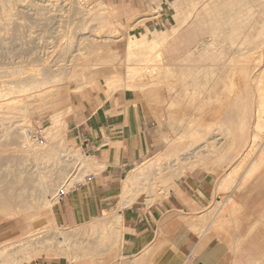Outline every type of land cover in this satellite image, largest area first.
<instances>
[{"label": "rangeland", "instance_id": "rangeland-1", "mask_svg": "<svg viewBox=\"0 0 264 264\" xmlns=\"http://www.w3.org/2000/svg\"><path fill=\"white\" fill-rule=\"evenodd\" d=\"M96 1L97 0H24L15 3L12 8H0V102L1 104L10 103V105H16L18 103L17 101L9 102V99L15 96L21 97L24 102H27V105L34 108V111L31 110L34 130L40 128L42 131L48 120L58 119L60 117L58 113L68 106L75 108L76 105L82 102L90 101L93 96L97 97L102 94V91L97 87H92L97 84L101 86V83L95 78H93V81L90 80L93 85L79 91L74 90V82L68 83L63 81L62 78L65 68H69L72 66L71 64L75 63L71 62L68 63L70 66H66L67 62L65 61L66 65L63 63V57L68 59V61L75 59L74 61L76 62H83V60L86 59L87 63L90 65L95 63L97 59H102L106 55L112 53V55H114L112 66L121 67L120 62L125 57V44L130 37L139 36V34L144 33L147 39L152 40L154 36L149 34V31L155 28H158L160 31H167L176 24L175 21L170 20L169 16L173 9L179 7L177 6L179 0H99L103 5L111 7L110 22L115 25L118 35L120 36L117 39L103 38L102 42L97 37L92 36L95 35V33L91 34L99 26V21L95 18L93 20L87 15L88 8ZM192 1L197 3V5L194 4L195 9L193 8L194 6H190V11L186 13V16H183L184 19L189 20H186L185 24L183 23L181 25L177 33L169 37L170 39L165 42L163 47L161 46L162 48H157L156 53L160 55L162 59L161 64L163 66L154 67L153 72L146 73L140 77V79L134 80L137 84L131 81L132 84L143 86L142 90H135L134 93L131 94L130 101L127 102L130 106L138 105L140 111L148 121L149 146L148 153L143 159L149 157L157 150L164 148L167 142L165 133L168 130V126L173 125L177 119L182 118L184 115H190L188 126L189 128L195 129L196 132L204 125H211L210 130H212L214 124L216 125V123L222 121V125H224L218 128L219 131H217L218 129L216 130L217 132L214 131L216 134H224L229 130L237 131L236 129L239 127L238 121L243 112L246 114V119L250 116V119H248L250 122L255 119L254 112L256 111L257 105L255 84L257 80L259 81V77L261 78L260 70H262V66L264 65V43H261L262 46L259 49L255 48L256 42H252L249 38L244 36L243 30L239 27L238 20L233 17H235L234 11H237V9H241L246 13L251 9V12L245 14L242 21L245 22L247 19L252 20L256 18L259 27L264 29V24L262 22L264 18V0ZM207 2L209 3L207 4ZM228 8H230V10ZM125 10L136 13V18L134 17L127 20V16L123 14ZM226 12L231 14H227ZM232 18L233 22L231 23ZM229 19L231 21H229ZM89 28L92 30L95 29L91 31ZM218 29L220 31L217 38L223 41L224 50L221 52L220 58L207 60L200 65L198 62L200 51L204 43H206L213 35L214 31H218ZM194 31L198 32V38H192V33ZM245 31L248 32L250 29L247 30L246 27ZM92 38V41L95 43L97 40H99V42L101 41V43L97 41V44H101L100 46L97 45V47L102 46L104 47L102 48L103 50L106 49L104 51L101 49L99 52L91 51L92 49L90 50L89 46ZM118 39L120 40L115 41ZM104 40H109L107 42L105 41L109 45L108 49V45ZM67 46H71L72 48L69 47L67 54H64ZM87 50L89 51L86 54ZM79 56L81 57L80 59ZM94 56L97 57V59ZM118 59L119 62L117 61ZM259 59L260 61L263 60L260 62ZM55 60L58 62L60 60V62H57L58 64H56V67H53V72L51 73L56 76L55 79L57 82L48 83L46 86L41 87V90L40 88L38 90H32L31 92H26L24 95L7 94L8 91L6 89L14 87L13 85L16 84L15 81L17 82L19 79L26 80V78L29 79L31 77H35L40 81L47 77V79H50L51 76H48L49 73H43L46 77L42 74L43 67L41 68V65H44V63H47L45 65H53V63L56 62ZM115 62L117 65H115ZM112 66H107L109 71L112 69ZM257 67L259 68L257 69ZM168 69L173 71L168 73ZM15 70L18 71L19 74H14ZM61 70L63 71L61 72ZM259 73L260 75L258 77ZM32 75L36 76L33 77ZM254 78H257L256 82H253ZM137 80L139 81L137 82ZM247 80L252 81H250L252 84L250 83V91L248 92L250 95H247L243 90V85ZM253 84L255 86H253ZM39 90L41 93L38 92ZM113 96L118 100L125 99L121 91L116 92ZM70 112L71 107L67 114ZM71 120L72 115L67 118L69 124ZM225 120L228 121L226 122ZM226 124H228V126ZM8 126H10V123L5 122L0 127V137L2 136L0 138L1 191H4L12 181L15 170L14 160L18 162L19 158L23 155L19 152V141L15 132L11 131V134L13 133L14 136L10 135V137L3 134ZM222 130L224 132H222ZM205 135H207V133H203V131L200 133L201 137ZM208 136L209 133L206 137ZM66 138L69 141L73 140L69 132L66 134ZM218 138L220 139V137ZM219 141L221 140H217L216 143L220 145ZM240 158L241 156H239L238 159L236 156L233 160L234 162L231 161L227 164L229 159H231L230 156L226 160L227 163L219 166L216 168L215 172L211 173L207 171L205 166L198 165L193 170L186 171L181 178L189 174L208 175V173H210L211 175L209 174L208 176L213 178V184L214 187H216V184L219 183V180L224 175L238 168V160ZM236 160L237 162L235 163ZM47 166L46 168L41 166L43 170L45 169L44 172L46 170L48 171V169H52L51 163L47 164ZM22 167L26 169L29 176L32 172L35 173V169L30 161H26L20 168L22 169ZM57 167L58 171H55L56 169L52 171V173L54 172L53 178H56L57 175V178L59 177L61 173L59 170H61V167L64 169L63 173H66L71 166L65 167L61 165L60 168L59 166ZM32 179H34V177ZM235 181H237V179ZM235 181L232 186L235 185ZM18 185L21 186V182H19ZM79 188L80 187H77V189ZM243 189L226 192H215L214 190L212 199L200 213L201 216L202 213L208 212L210 208L213 207L211 209V215H209V218H211L214 211L216 213L222 205L224 212L227 211L226 208L229 206V201L231 203H237L235 205L236 209L232 213L226 212V220L221 223L223 224L222 228H213L209 232L215 235V240L223 243L225 246L230 245L240 237L241 239L239 241L245 239L244 236H248L253 227L255 232L249 238H246V240L253 243L255 239L257 243H261L262 240L264 241V222L261 224L263 220L260 219L261 216H264V184H250L247 189ZM35 190L36 189L32 191L33 196L35 195ZM75 191L76 190L73 192ZM139 201L143 202V200ZM83 227L84 224L80 229ZM197 232H195L196 235ZM17 234H20V229L15 227L8 228L4 220L0 217V239L8 235L14 240L18 238L19 235ZM123 253L124 256L120 257L122 261H120L121 259L118 258L119 255H117L115 260L113 259V261H109L106 264H117L119 261L121 264L124 262L123 258L125 262L122 264H130V260L133 259L134 255L138 254H126L124 250ZM231 261L232 256L230 258L227 255L220 264H231ZM37 262L39 264H46L49 261L38 259ZM145 263L148 264L146 261L142 264ZM31 264H36V262ZM190 264H194V262Z\"/></svg>", "mask_w": 264, "mask_h": 264}, {"label": "bare ground", "instance_id": "bare-ground-1", "mask_svg": "<svg viewBox=\"0 0 264 264\" xmlns=\"http://www.w3.org/2000/svg\"><path fill=\"white\" fill-rule=\"evenodd\" d=\"M22 1L24 0H0V8H12L15 3ZM208 3L209 2H207V4ZM194 4L197 5V3H194L192 0H179L177 2V6H179L178 9H176V11L169 17L170 20H173L176 23L174 26L175 31L180 29L183 23L185 24L187 19H184L183 16H186V13L190 11L189 7H193ZM193 8L195 9V6ZM228 9L230 10V8ZM110 10L111 7L103 5L99 0H97L87 10V15L89 18L93 20L95 18L99 21V26L96 29L94 28V31L89 28L91 31H93L91 34L95 33V35L92 36L97 37L102 42L103 38L117 39L120 37L115 25L110 22ZM234 12L235 17L233 18L238 20L239 27L243 30L242 32L244 33V36L249 38V40L252 42H256L255 48L259 49L264 43V29L259 27L256 18L252 20L247 19L245 22L242 21L243 17H245V14L251 12V9H249L247 13L241 9H237V11ZM134 17L135 16L129 17L127 20ZM233 18L232 21L230 20L231 18L229 19L231 23L233 22ZM262 22L264 24V18L262 19ZM246 27L247 30L250 29V31L246 32ZM219 31V29L218 31L215 30L211 37L212 40L206 46H204L207 48L206 53H214L224 50L223 41L217 38ZM152 36H154L152 40H143L140 36L130 37L127 43L125 42V57L120 62L121 67L114 65L112 66L114 60V55H112V53H108L109 55H106L102 59H97V57L94 56L97 61L90 65L87 63L86 59L83 60V62H76L74 61L75 59L72 61L69 59L70 61H68V59L63 57L64 62H61L65 64L66 61V66H70L68 63H75L71 64V67L65 68L62 79L68 83L74 82L75 91H79L93 85V78L97 79L101 83L100 87L103 89L105 88V91H108L109 94H113L117 92V90H124L128 92H134L135 90L140 91L143 89V86L132 84L131 81H134L138 78L140 79V77L146 73L153 72L154 67L163 66L161 64L162 59L160 55L156 53L157 48H160L161 46L163 47L165 42L170 39L169 37L172 36V33L156 32ZM92 40L93 38L91 39L89 46V49H92L91 51L99 52L102 48H104L102 46L99 47L101 44H97V41L99 42V40H97L96 43ZM119 40L120 39L115 41ZM101 41L99 43H101ZM105 41L106 40H104V42ZM97 45L99 46L97 47ZM69 47L71 46H67L65 52L63 51L64 54H67ZM108 47L109 45L107 46V49ZM88 51L89 50H87L86 54ZM80 58L81 57L79 56V59ZM117 61L119 62V59ZM57 62L58 61L54 62L53 65H45L47 63L41 65V68L43 67L42 74L49 73L48 76H51L50 79H47V77L46 79L40 81L34 77L36 75H32L34 78L30 76L31 78H26V80L19 79L17 82L15 81L16 84L14 83V87L6 89L8 91L7 94L24 95L26 92H31L32 90H38L39 88L41 90V87L46 86L48 83L51 84L57 82L55 79L56 76L52 75L51 73L53 72V67H56V64H58L60 60L58 63ZM109 65L112 66L110 71L107 68ZM115 65H117V63ZM259 67H257V69ZM262 67V70H260L261 78L259 77L260 73L258 74L259 81L257 78L253 79V82H256L257 80L256 84L254 83L256 85L255 94L257 98V105L256 111L254 112L255 119L252 122L248 120L250 119V116L248 119H246V114L243 112L238 121L239 127L236 129L237 131L229 130L224 134L214 133V131L224 125H222L221 121L220 123H216V125L214 124L212 130H210L211 125H204L202 128H200L201 131L198 130L196 132L195 129L189 128L187 125L190 121V115H184L182 118H180L177 126L167 137V142L165 143L164 148L155 153L150 158H145L142 163L129 171L125 176V179L122 180L120 203L118 204V208L115 212L103 214L100 217H92V219L87 222H73L70 225L58 224L54 217L53 207L55 204H59L60 202L58 199L59 190L64 189L68 196L71 192L77 190L76 185L78 183L84 182L85 178L88 180L89 174H95L100 169L97 167V161L94 157H92V155L84 154L81 147L73 146L65 137V133L68 128L66 114L70 110L71 106H68L58 113L60 115L58 119L48 120L47 124L44 126V129L40 132L42 135V141H35L28 134L37 132L33 129L31 119V110L34 111V108L27 105V102H24L19 96L9 99V102L17 101L18 103L16 105H10V103L1 104L0 102V127L5 122L10 123V126L5 129L3 134H6L8 137H10V135H13V133L11 134V131H14L19 141V152L23 154L20 157L21 159L19 158L18 162H15L14 160L15 170L10 185L4 191L0 190V217L2 220H4V223H6L8 228L15 227L20 229V234H17L19 235L18 238H13L14 240H12L8 235L0 239V264H31L33 262H37L38 259H42L44 261L47 260L49 262H57L62 260L63 262H66V264H106L109 261H113V259L115 260L117 255H119L118 258L123 257L124 239L123 219L121 215L122 209L139 200H143V205L145 207H149L157 199L166 198L174 182L177 179H180V177H183L186 171L193 170L198 165L205 166L207 171L211 173L215 172L216 168L219 166L227 163L226 160L230 156L231 159H229L227 164L233 161L236 156L237 159L239 156H241V158L238 160V168L228 172L221 179L219 178L220 180L219 183L216 184L217 186L215 187V192H226L231 190L235 191L237 189H243L252 183L257 184L259 182H263L264 65ZM170 69L167 70L168 73L173 71ZM62 71L63 70H61V72ZM14 74H19V72L15 70ZM138 81L139 80H137V82ZM250 81L251 80H247L243 85V90L247 95H250V93L248 94L250 91V83L252 82ZM134 82L136 83V81ZM254 84L253 86H255ZM40 90L38 92H40ZM226 125L228 126V124ZM223 130L222 132H224ZM202 131L203 133H207V135L209 133V136L206 137L207 135H205L201 137L200 133H202ZM217 131H219V129ZM218 137H220V139ZM217 140L222 141H219L220 145L216 143ZM26 161H30L35 169V173L32 172L33 174L31 173L30 176L29 173L26 172V169H23L22 167V170L20 168ZM236 162L237 160L235 163ZM50 163L52 169H48V171L46 170L44 172L45 169L43 170L41 166L46 168L47 164ZM61 165L65 167H71L66 173H63L64 169H62L63 167L60 168ZM57 166H59L61 169L59 170L61 173L58 178V175H55L56 178H53L54 172L52 173V171L55 169V171H58ZM210 173H208V175ZM31 177H34V179ZM236 179L237 181H235ZM234 181L235 185L232 186ZM19 182H21V186L18 185ZM34 189H36V192L33 196L32 191ZM230 203L231 202L229 201V206L226 208L227 211L223 212L222 207L220 211L219 209L217 210L219 212L217 213V217H214V221H212V228H222L223 224L221 223L226 220V212L232 213L236 209L235 205L237 203ZM210 213H208L207 216L211 215ZM207 216L203 219H201V216H198L200 217L198 223L196 221L198 217L197 219L195 218L196 223L193 224L194 221L192 220L193 222L191 224H193V229L195 232L202 230L204 225L208 223L209 218ZM260 219L264 220V216H261ZM83 224L84 227L80 229ZM190 227H192V225ZM241 241L236 244V247L241 243ZM147 250L148 248L140 250L138 254L134 255L133 259L130 260V264H142L145 261L148 264H152L148 260ZM120 259V261H122V258ZM123 260L125 262L124 258ZM120 261L119 263L117 262V264H120Z\"/></svg>", "mask_w": 264, "mask_h": 264}, {"label": "crops", "instance_id": "crops-1", "mask_svg": "<svg viewBox=\"0 0 264 264\" xmlns=\"http://www.w3.org/2000/svg\"><path fill=\"white\" fill-rule=\"evenodd\" d=\"M176 9L178 7L173 9L172 13ZM123 14L127 18L136 15L129 10H125ZM174 26L167 31L155 28L149 31V34L171 32L173 35L179 31V29L175 31ZM192 34V38H198L197 31ZM139 36L143 40H149L144 33ZM211 37L200 51L198 57L200 65L207 60H214L221 56L222 51L206 53L207 48L204 46L212 40ZM92 87L101 90V96H93L90 101L82 102L75 108L71 106V112L66 114V121L71 115L72 120L70 124L67 121L68 128L65 137L69 132L73 140L69 141L66 138L68 142L73 146L81 147L84 154L92 155L100 169L95 174L88 175L92 176L91 180L85 178L84 182H80L83 185L81 184L79 189L71 192L59 204L54 205L55 220L61 225L87 222L92 217L115 212L120 203L122 180L129 171L143 162L145 159L143 157L148 153V121L138 105L130 106L127 103L134 92L117 90V92L121 91L125 98L118 100L113 96L116 92L109 94L99 84ZM179 120L177 119L173 125L168 126L166 137L177 126ZM161 149L146 158H150ZM259 184H264V179L263 182L255 185ZM214 190L213 178L210 176L189 174L174 182L166 198L157 199L156 203L154 202L149 207H145L140 201L124 207L121 211L124 252L135 254L148 248V260L152 264H190L191 262L220 264L227 255L230 258L232 256L231 264H264V241L257 243L255 239L253 243L246 240L255 232L254 228L241 241L239 247H236V244L241 237L225 246L215 240V235L209 233L210 229H213L212 221L217 217L223 205L219 211L212 214L211 218L207 216L211 208L201 215V219L207 216L209 220L201 232L195 234L193 224L196 221L199 222L198 215L200 216L201 210L212 199ZM263 222L264 220L261 224ZM36 264L39 263L36 262ZM46 264H66V262L50 261Z\"/></svg>", "mask_w": 264, "mask_h": 264}, {"label": "built area", "instance_id": "built-area-1", "mask_svg": "<svg viewBox=\"0 0 264 264\" xmlns=\"http://www.w3.org/2000/svg\"><path fill=\"white\" fill-rule=\"evenodd\" d=\"M36 131L37 132H35V133L32 132V133H28V134L32 137L33 140H35V141H42V135L40 134L41 129L39 128ZM91 179H92V177L89 176L88 177V180H91ZM80 186H81V184L78 183L76 185V188L77 187H80ZM66 196H67V193L65 192V190L64 189H60L59 192H58V199H59V201L61 202Z\"/></svg>", "mask_w": 264, "mask_h": 264}]
</instances>
